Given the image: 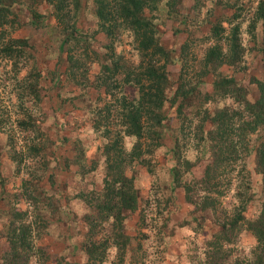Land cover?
I'll return each instance as SVG.
<instances>
[{
    "label": "trees",
    "instance_id": "trees-1",
    "mask_svg": "<svg viewBox=\"0 0 264 264\" xmlns=\"http://www.w3.org/2000/svg\"><path fill=\"white\" fill-rule=\"evenodd\" d=\"M80 1L0 0L1 37L4 32H7L8 36V32L12 31L14 24L18 22L15 9L23 7L27 16L34 19L40 15L39 6L48 4L55 24L63 33L60 47L66 51L65 58L70 62L69 76L75 78L73 67L80 63V58L86 61L81 70L85 79L89 67L96 65L91 80L78 82V93L74 94L73 98L78 100L83 95H87L88 100L95 105L101 99L109 98L114 101L112 112L118 115L115 128L105 127L108 122L107 112L96 110L94 113L96 115L90 118L92 127L99 129L104 126V133L109 132L110 129L116 133L114 138L102 147L105 158L102 186L83 190L84 186L81 185L79 189L74 190V186L80 183L81 177L88 170L87 167L81 166V177L73 182L71 192H66V186L58 192L54 188L51 192L41 188L46 182L51 184L54 182L56 171L52 169L59 166L56 156L62 155L63 168L68 170L66 147L59 149L60 142L66 139L65 136L55 135V131L52 136L47 133L45 127L40 131L42 125L30 117L31 122L27 121L30 130H37L41 135L38 139L32 138L36 145L29 147L31 150H36L35 154L39 157L37 162H40L38 165L40 172L36 168L32 170L37 171H34L37 181L44 176L43 183L38 187L41 189L34 192L32 186L22 179L21 191L11 196V206L8 207L5 215L6 223L2 230L7 242V250L0 258V264H28L29 258L34 254V234L47 222L44 212L48 210L50 215L54 216L57 212L55 209L60 205V197L66 202L71 196L85 200L91 211L84 215V219L91 225H95L96 220L102 221L107 218L118 221L122 208L133 209L138 199L137 189L133 184L132 176L124 175V169L131 158L145 165L148 170H152L151 166H155L153 152L162 145L160 138L165 117L164 105L167 101L168 107L174 105L172 109L177 115L182 113L185 107L196 106L192 119L196 121L195 132L200 136L195 138H199L203 144L206 142L205 147L209 156L198 177L182 180L181 172L188 169V161L181 155L177 136L173 137L171 153L175 162L171 173L182 186L185 198L193 207L192 220L196 223L193 227L203 229L205 223L208 230V237L202 240V248L199 249L198 255L195 252L190 255L194 260L193 264H264V35L260 41L262 46L259 48L262 60L261 75L257 77L250 74L244 80L234 73L226 74L219 71L220 66L228 63L232 70L242 69L238 67L240 45L237 42L236 23L230 25L231 31L228 37L220 34L218 25H213L204 40L211 42L201 54L188 50V45L193 44L195 40L193 36L186 37L175 54L171 47L161 41L154 22L156 16L146 14L147 10L155 9L161 0H91L93 14L97 20V30L104 41L99 46L87 48L90 43L84 41L85 29L77 28L74 22ZM176 2L178 0H166V5L171 6L168 10H173ZM258 9L264 11V0H258ZM167 13L178 16V11ZM260 17L264 25V13ZM190 24L192 22H187V25ZM123 31H128L132 38L133 47L138 54L137 60L122 51H114L113 42ZM77 46L83 48L80 50ZM101 47L105 50H101ZM29 48L31 44L27 37L10 35L0 43L1 52L15 53L23 60L30 56ZM228 49L231 51L230 57H228ZM173 62L178 63L179 70L171 78L168 65ZM36 74L34 73V78L37 80ZM250 83H255V89L251 90V94L248 89ZM123 84L132 87L133 94L125 93ZM201 84L203 87L200 86ZM169 87L173 89L168 93ZM35 88L37 91L36 82L30 83L25 90L27 96L29 93L37 96ZM90 88L93 92H90ZM225 98H228L229 102L218 106L217 102ZM211 101H215V105L208 109L206 104ZM252 134L255 136L251 141ZM124 135L134 137L131 149L127 153L124 152L122 145ZM67 142L71 141L67 140ZM76 143H73L72 148H77ZM57 151L61 152L57 153ZM12 152L15 154L14 149ZM46 152L55 160L53 166H48L46 160L50 159L45 158ZM250 153L253 154L252 168L259 173L255 216L244 215L245 207L250 204L248 202L253 195L250 169L246 164V157ZM10 156L12 159L15 158L13 155ZM28 156L27 154L18 157L17 171L20 168L22 171L28 169L30 165L25 161ZM46 168L50 170L47 171ZM231 185H234L235 196L239 201L233 213L226 211L222 203V197ZM21 198L32 209L21 210L16 206ZM242 229L253 235L255 239L249 261L243 258H231L232 248L229 246L235 243ZM92 237L93 235L89 233L84 243V245L89 241L92 243L86 246L88 259L91 258L89 255L93 250L96 251L98 246L103 247L104 244H95V240H91ZM114 237L120 238L119 240L123 242L128 240L127 235L120 232L114 234Z\"/></svg>",
    "mask_w": 264,
    "mask_h": 264
},
{
    "label": "rangeland",
    "instance_id": "rangeland-1",
    "mask_svg": "<svg viewBox=\"0 0 264 264\" xmlns=\"http://www.w3.org/2000/svg\"><path fill=\"white\" fill-rule=\"evenodd\" d=\"M174 5L175 7L170 11L168 7L171 6L166 5V0H161L155 9L147 10L146 14L156 16L154 22L161 41L171 47L175 54L178 52L179 45L188 36L195 37L193 44L188 45V50L201 54L211 42H204V40L213 25H218L220 34L228 37L231 31L230 25L236 23L237 42L240 45L238 67L242 69L232 70L228 63L220 66L219 71L226 74L234 73L237 77H243L244 80L250 74L257 77L261 75L262 60L259 48L262 46L260 41L264 35V25L260 15L264 11L258 9V0H178ZM38 11L40 15L31 19L23 7L15 9L18 22L14 24L12 31L8 32V36L27 37L31 44L28 59L23 60L15 53L5 54L0 51V258L7 250V242L2 232L6 223L5 215L8 207L11 206V196L21 191L22 179L32 186L34 192H38L41 188L50 192L54 188L58 192L65 186L66 192H71L73 182L81 177L80 167L84 166L88 170L73 189H79L81 185L84 186L83 190L100 188L105 159L102 147L114 138L116 133L111 129L104 133V126L98 127L99 129L92 127L90 118L96 115L94 114L96 110H100L108 113V122L105 127L115 128L118 123L117 113L112 112L113 100L101 99L95 105L88 100L87 95H83L78 100L73 98L74 94L78 93V82L84 83L87 79L91 80L92 73L96 71V65L89 67L87 64L89 69L85 79L81 70L86 61L80 58V63L73 67L75 78H71L69 76L70 62L65 58L66 51L60 47L63 33L55 24L51 7L44 3L39 6ZM175 11H178V16L167 13ZM74 22L77 28L85 29L86 40L84 41L90 43L87 48L103 44L104 39L97 30V20L93 14L91 0L80 1ZM187 22L192 24L187 25ZM4 33L2 37L0 36V43L8 37L7 32ZM133 46L134 43L128 31L121 32L118 39L113 42L114 51H122L125 55L137 60L138 54ZM229 46L228 44V48ZM77 47L80 50L83 48ZM226 48L224 45V49ZM101 50L105 48L101 47ZM230 54L231 51L228 49V57ZM178 70L177 62L168 65L171 78ZM34 73H37V80L34 78ZM35 82L37 96H32L30 93L27 96L25 90L30 83ZM123 85L125 93L133 94L132 87ZM200 86L203 87L202 84ZM172 89L169 87L168 93ZM248 89L251 94V90L255 89V83H250ZM89 90L93 92V89ZM167 102L164 105L165 117L160 138L162 145L155 148L153 152L155 166H151L152 170H148L145 165L131 158L124 169V175L132 176L133 184L137 189L138 199L135 207L122 208L118 221L112 218L102 221L95 219L96 224L91 225L84 219V215L91 211L85 200L71 196L66 202L63 197H60V205L55 209L56 214L51 216L46 210L44 212L47 218L45 226L41 225L38 231L34 230L36 231L33 238L34 254L29 258L28 264L194 263L190 255L194 252L199 253L202 240L208 237V230L205 223L203 229L193 227L196 224L195 220H192L193 207L185 198L182 186L171 173L175 162L171 153L173 137L177 136L181 155L188 161V169L181 172L182 180L198 177L209 156L205 147L206 142L203 144L199 138H195L200 136L195 132L196 121L192 119L196 106L185 107L183 112L177 115L172 109L174 105L168 107ZM224 102H229V99H220L217 105L220 106ZM214 103L215 101L208 102L207 108H213ZM30 117L42 125L40 131L45 127L47 133L51 135L55 131V135L65 136L66 140L60 142L59 149L66 147L68 170L63 168L62 155L57 154L61 151L54 153L58 155L56 157L59 163V169L58 167L52 169L56 171L52 183L54 187L50 182H46L38 188L43 183L44 176H41L39 181L36 180L37 175L34 176V171L40 172L38 166L40 162H37L39 157L35 154L36 150H31L29 147L36 145L32 138L38 139L41 135L37 130H30L27 122H31ZM254 136V134L251 135V141ZM72 141L77 142V148H72L75 143ZM133 141V136L122 137L124 152L130 151ZM12 149L15 150V154ZM27 154L29 156L25 161L30 165L25 170L27 173L22 171V168L17 171L18 157ZM10 155L15 158L12 159ZM50 157V154L46 152L45 158L50 159L46 160L49 167L55 163V160ZM246 162L250 169L253 195L248 202L250 204L245 207L244 215L255 216L259 173L252 168V153L246 157ZM33 168L37 171H33ZM46 169L50 170V168ZM233 186L231 185L222 197L223 207L231 213L236 210L239 203ZM15 205L21 210L32 209L23 198L19 199ZM209 217L212 219L210 215ZM117 232L126 234L128 240L123 242L119 240L120 238L114 237ZM89 233L93 235L91 240H95V244H104L103 247L98 246L96 251L93 250L89 255L91 258L88 259L86 246L92 243L90 241L87 245L84 243ZM254 245L253 235L244 229L240 230L235 243L229 246L232 248L231 258H243L249 261ZM93 253L98 255H92Z\"/></svg>",
    "mask_w": 264,
    "mask_h": 264
}]
</instances>
